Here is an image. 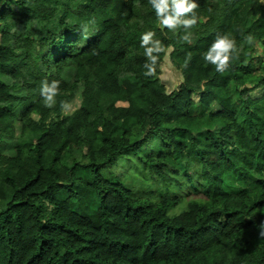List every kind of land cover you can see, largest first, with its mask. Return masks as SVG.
<instances>
[{
  "label": "trees",
  "instance_id": "obj_1",
  "mask_svg": "<svg viewBox=\"0 0 264 264\" xmlns=\"http://www.w3.org/2000/svg\"><path fill=\"white\" fill-rule=\"evenodd\" d=\"M196 2L188 43L148 0H0V264H264V0ZM217 34L239 50L223 73ZM152 181L182 193L141 196Z\"/></svg>",
  "mask_w": 264,
  "mask_h": 264
},
{
  "label": "clouds",
  "instance_id": "obj_2",
  "mask_svg": "<svg viewBox=\"0 0 264 264\" xmlns=\"http://www.w3.org/2000/svg\"><path fill=\"white\" fill-rule=\"evenodd\" d=\"M149 4L155 11L156 17L163 28H167L170 32L176 33L183 29L185 35L181 37L184 42L191 43L190 30L193 29L198 22L196 10L199 4L196 0H148ZM90 23H94L90 22ZM89 26L88 23L81 25V34L83 39H88ZM155 32L147 31L140 38V46L145 49L144 55L146 63L144 65L147 71L144 73L146 77L154 76L155 67L158 56L164 52V46L161 41L155 39ZM255 38L249 34L245 37V43L254 44ZM239 50L236 46L235 39L229 35L217 34L215 40L203 54L206 63L215 67L216 72L223 73L228 70L234 58L238 59ZM60 94V81L53 80L49 83L47 80L41 82L40 95L46 108H54L56 106V97ZM61 109H66L69 105L61 101ZM264 214V211L261 212ZM258 239H264V221L258 226Z\"/></svg>",
  "mask_w": 264,
  "mask_h": 264
},
{
  "label": "rangeland",
  "instance_id": "obj_3",
  "mask_svg": "<svg viewBox=\"0 0 264 264\" xmlns=\"http://www.w3.org/2000/svg\"><path fill=\"white\" fill-rule=\"evenodd\" d=\"M263 53H264V50H261ZM259 53V54H262ZM261 61H264V58L261 60ZM161 81L162 83L166 86L167 88V91H172L173 89H175L178 85H179V81H180V73L173 68V66L170 64V62L168 61V59L166 58L161 66ZM252 95L254 97L256 96H260V93L258 91L256 92H253ZM195 100L197 99L196 97L194 98ZM79 103H80V96L79 94L75 97V99L69 104V107L64 109V114L65 115H68L70 113H72L75 109L78 108L79 106ZM3 148L4 150H7V145H3ZM133 167V170L134 169V166ZM118 171H121V169H117ZM151 185L150 188L147 189V185L146 186H143L144 188L142 189H145L144 191L141 192V196L143 197H148V198H151V199H154L156 200L157 199V196L156 194H158V192L161 191L162 187H164V189H168L169 191L172 190L173 194L174 195H179L180 193H182V189L180 188L179 190L175 189L172 185H170L169 183L168 184H163V183H160L158 181H152V183H149ZM142 186H139V187H136L137 189L136 190H139V188H141ZM143 192H146V195L142 194ZM147 192H150L149 195H147ZM5 197L4 195H2L1 199H0V208L4 205V202H5Z\"/></svg>",
  "mask_w": 264,
  "mask_h": 264
}]
</instances>
